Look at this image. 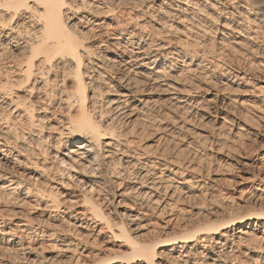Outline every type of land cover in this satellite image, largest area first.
Returning <instances> with one entry per match:
<instances>
[{
    "label": "bare ground",
    "instance_id": "bare-ground-1",
    "mask_svg": "<svg viewBox=\"0 0 264 264\" xmlns=\"http://www.w3.org/2000/svg\"><path fill=\"white\" fill-rule=\"evenodd\" d=\"M128 1L100 0L93 5L90 0H0V264H80L92 254L87 237L93 241L105 233L121 241L119 245L126 250L115 253L103 248L86 264H160V260L168 264H264V210L225 214L180 236L132 237L130 232L137 227L131 226L139 224L136 221L146 212L141 207L157 205L161 200L146 162L138 158L139 153L115 125L117 118L136 109L128 103L135 101L139 92L131 87V78L121 74L117 80L119 91L99 102L102 90L93 82V76L104 75L103 65L109 60L122 70L137 68L143 77L140 81L159 83L165 79L167 69L175 68L174 55L189 52V48L165 42L152 49L147 38L135 31L139 26L145 27L146 21L133 25L131 6L124 5L120 17H110L116 23L111 30L106 28L105 20H97L95 13L99 8L109 15L119 3L127 5ZM179 1L181 4H175L172 11L184 14L188 10L189 14L192 0ZM239 1L241 12L253 15L246 16L248 23L264 27V0ZM220 9L223 11V7ZM224 20L222 26L227 27L229 22ZM235 20L231 16L230 22ZM97 28L102 29L98 35L112 34L110 37L116 40L108 42L102 37L98 44L86 42L92 29ZM118 45L122 47L120 53H112L109 46ZM223 75L230 77L231 73L226 71ZM69 79L72 91L65 86ZM163 85L171 90V99L182 101L184 94L178 88ZM22 88L27 89L23 96L18 94ZM34 91H44L43 97L40 94L35 99ZM55 97L60 107H66L67 114L54 120L55 108L48 110L43 100L49 103ZM35 112L41 114L35 116ZM240 125L238 129H244ZM34 127L45 129L43 138L47 144H43V138L42 142L34 140ZM27 138L28 144L23 142ZM50 147L54 153L46 151ZM124 175L132 183L113 193L110 201L128 197L130 208L110 217V208L106 212L101 199L107 195L103 185L111 178L122 182ZM252 181L258 185L255 199L264 198V176L255 174ZM71 186H79L81 192L72 193L68 190ZM220 191L227 197V192ZM34 205L36 215L27 214L26 207ZM212 206L208 204L207 213ZM260 230L256 238L255 231ZM47 245L49 254H43ZM233 253L248 254L250 258L233 261Z\"/></svg>",
    "mask_w": 264,
    "mask_h": 264
},
{
    "label": "rangeland",
    "instance_id": "rangeland-1",
    "mask_svg": "<svg viewBox=\"0 0 264 264\" xmlns=\"http://www.w3.org/2000/svg\"><path fill=\"white\" fill-rule=\"evenodd\" d=\"M90 1L93 5L100 3V0ZM222 1L224 0H216V2L215 0H192L190 2L192 5L188 7L191 10L189 14L188 10L184 14L172 11L175 4H181L179 0H129L130 4L119 3L118 8L114 10L115 13L109 15L100 8L101 11L96 10L97 20H105L108 24L106 28L110 29L116 24L110 17H120L123 8L131 6V15L137 16L136 19L134 16L132 24L134 25L136 21L139 23L146 21L145 27L141 28L137 25L139 28L137 27L135 31L147 38L144 37L149 41L151 48L165 42L187 47V50L189 48V52L174 55L176 61L172 60L175 68L167 69L165 79L159 83L140 81L143 77L137 72L139 71L137 68L133 66L130 70H122L123 68L119 69V66L107 62L109 60L103 65L106 73L93 76V82L102 90L99 102H105L119 91L117 80L121 74L124 78H131V87L139 92L136 100L128 103L129 107L134 106L136 109L128 115L117 118L115 125L122 137L124 139L126 137L130 141V146L139 153L138 158L146 162L147 169H145L149 172V176L151 175L150 177H154L161 200L157 205L144 204L141 207V210L146 212L141 213L143 215L136 221L139 224L131 226V228H137L130 232L136 239L180 236L187 234L193 227L206 220H214L225 214H245L264 210V198L255 199L254 196L259 192L256 190L258 185L252 183L253 175L264 176L262 164L264 162V27L248 23L247 17L251 18L253 15L245 13V10L241 12L239 0ZM211 2H213L212 6ZM221 2L224 5H221ZM222 7L223 11L220 9ZM81 10L83 14L86 13V10ZM192 12L195 14L193 15ZM219 12L223 13L219 14ZM231 16L237 21L230 22ZM223 20L225 23L229 22L228 25L226 24L227 27L222 26ZM121 26L127 28V26ZM98 29H92L86 42L98 44L102 37L108 42L116 40L110 37L112 34L102 32L98 35L102 30ZM130 29L132 27L128 28ZM126 36L125 34L124 37ZM122 44L125 43L122 42ZM118 46V48L109 46L110 51L119 54L122 47ZM226 71H230V77L223 75ZM237 74L239 77H234ZM242 75L244 77L240 78ZM249 76L255 78L244 79H248ZM166 83L175 86L182 95L184 94L182 101L170 98L171 90H166L163 85ZM65 86L69 88V91L73 90L70 79ZM24 88L18 92L21 96L27 90ZM57 88L59 90L60 87ZM252 88H254L253 91ZM43 92L34 91V98L36 99V95L40 96V94L43 97ZM56 97L58 99V95ZM56 97L52 100L54 103L38 100L40 103L47 104L49 108L45 106L48 110L55 108L54 120L64 118L67 114L66 107H60ZM39 114L41 113L35 112V116ZM42 122L46 124L45 120ZM239 124L244 129L239 130ZM35 128L34 140L40 141L43 136H46L44 134L46 131ZM51 132L49 131L50 135H52ZM27 140L28 138L23 142L28 144ZM43 144H47L44 138ZM46 151L54 153L52 147ZM122 179V182H119V179L111 178L110 182L103 185V192L107 195L105 197L101 195V199L106 212L110 208V217L120 215L121 212L130 208L131 201L128 197H124L122 201L120 197L110 201L113 193L132 183L126 175ZM196 182L201 185H197ZM42 184L48 186L45 183ZM209 185L214 186L209 187ZM68 190L76 195L81 192L79 186H71ZM219 190L227 192V197L221 191L218 192ZM165 203L168 205L162 211ZM211 203L214 206L210 213H207V206ZM36 210L35 205L26 207L27 214L30 215H36ZM255 234L258 238L261 230L255 231ZM120 242L110 238L108 233L93 241L87 237V247L92 254L88 260L80 264L88 263L106 247L111 252H123L126 248L119 245ZM255 243L258 244V242ZM48 249L47 245L42 253L49 254ZM246 257L250 258V255H244V253L230 255L233 261L244 260L247 259ZM54 264L68 263L61 261ZM160 264L168 263L160 260Z\"/></svg>",
    "mask_w": 264,
    "mask_h": 264
}]
</instances>
